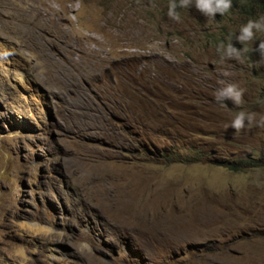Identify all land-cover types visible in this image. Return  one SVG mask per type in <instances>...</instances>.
Segmentation results:
<instances>
[{
    "label": "rangeland",
    "instance_id": "obj_1",
    "mask_svg": "<svg viewBox=\"0 0 264 264\" xmlns=\"http://www.w3.org/2000/svg\"><path fill=\"white\" fill-rule=\"evenodd\" d=\"M192 4L0 0V264H264V162L169 159L264 158V57Z\"/></svg>",
    "mask_w": 264,
    "mask_h": 264
},
{
    "label": "clouds",
    "instance_id": "obj_2",
    "mask_svg": "<svg viewBox=\"0 0 264 264\" xmlns=\"http://www.w3.org/2000/svg\"><path fill=\"white\" fill-rule=\"evenodd\" d=\"M192 1L196 12L211 15L210 24L207 26L208 40L217 47H224L226 50L245 51L244 58L250 67L254 77H258L261 69L257 62L264 57V0H188ZM176 1H173L175 3ZM235 14L245 23L243 27L238 26L233 30H229L225 26H213L214 22H222L228 20L230 14ZM234 22V21H232ZM212 25V26H211ZM259 29V34L255 36L254 32ZM261 99H264V87L261 92ZM172 150L170 151V153ZM166 156L170 155L168 153ZM196 156L201 162H212L222 165L227 169L240 171L250 166L258 165L264 162V158L243 157L236 159L225 158L219 159V163L213 161L208 154L201 149L193 148L191 152H183L178 150L169 156L174 162L183 161L187 164H193Z\"/></svg>",
    "mask_w": 264,
    "mask_h": 264
},
{
    "label": "water",
    "instance_id": "obj_3",
    "mask_svg": "<svg viewBox=\"0 0 264 264\" xmlns=\"http://www.w3.org/2000/svg\"><path fill=\"white\" fill-rule=\"evenodd\" d=\"M208 23H209V21H208ZM203 28V27H202Z\"/></svg>",
    "mask_w": 264,
    "mask_h": 264
}]
</instances>
